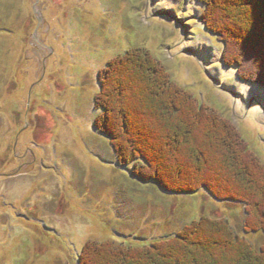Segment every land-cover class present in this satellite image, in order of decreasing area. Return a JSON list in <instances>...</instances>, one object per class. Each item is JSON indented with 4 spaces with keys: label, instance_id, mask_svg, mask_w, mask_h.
<instances>
[{
    "label": "rangeland",
    "instance_id": "rangeland-1",
    "mask_svg": "<svg viewBox=\"0 0 264 264\" xmlns=\"http://www.w3.org/2000/svg\"><path fill=\"white\" fill-rule=\"evenodd\" d=\"M205 9L198 0H0V264H79L91 242L132 250L166 241L203 216L227 219L235 234L264 247V233L245 232L246 205L140 181L96 128L109 64L140 50L196 103L231 122L264 184V172L256 173L257 161L264 166V88L226 65L224 44L201 21ZM225 9L217 13L227 23ZM124 65L121 78L133 86L134 66ZM129 91L123 114L163 137L137 91ZM123 117L110 114L114 134L126 139ZM196 140L208 151L203 165L212 166V181L229 178L225 155ZM240 151L231 148L232 160ZM258 202L264 211V198Z\"/></svg>",
    "mask_w": 264,
    "mask_h": 264
},
{
    "label": "trees",
    "instance_id": "trees-1",
    "mask_svg": "<svg viewBox=\"0 0 264 264\" xmlns=\"http://www.w3.org/2000/svg\"><path fill=\"white\" fill-rule=\"evenodd\" d=\"M198 1L206 8L201 17L205 29L224 44L226 65L236 67L242 81L264 88V0ZM223 5L227 6V23L217 13V8ZM142 52L132 50L109 64L100 81L102 87L97 99L104 116L100 117L96 128L113 141L122 165L133 167L135 178L144 183H154L170 194L190 195L206 190L216 200L246 205L249 215L245 232L264 233V211L258 202L261 196L264 198V184L254 178L248 166L249 148L235 133L230 121L196 103L157 60ZM124 64L134 66L133 86L121 78L128 70ZM124 78L128 80L126 76ZM115 85L118 86L113 91ZM132 87L148 108L147 113L153 115L161 126L160 130L165 132L163 137L160 133L154 134L148 125H144L146 123L133 125L130 115L123 114L126 106L131 105L129 90ZM140 91L146 94L145 99L138 95ZM111 113L124 116L122 124L126 139L114 134L113 129L118 126L112 123ZM205 117L207 124L202 125ZM196 139L202 140V145L206 144L208 150L225 155L224 169L228 168L231 176L226 180L214 177L219 187L212 185V166L203 165L208 151L202 150ZM234 145L241 153L232 160L234 154L230 150ZM263 167L257 161L256 173L264 172ZM252 203L256 210L255 218H252ZM230 227L227 219L203 216L166 241L132 250L131 246L121 249L104 242H91L84 248L79 264H264V247L258 250ZM207 229L211 234L201 236ZM166 251L174 254L173 259L168 260L164 256Z\"/></svg>",
    "mask_w": 264,
    "mask_h": 264
},
{
    "label": "bare ground",
    "instance_id": "bare-ground-1",
    "mask_svg": "<svg viewBox=\"0 0 264 264\" xmlns=\"http://www.w3.org/2000/svg\"><path fill=\"white\" fill-rule=\"evenodd\" d=\"M138 106V105H137Z\"/></svg>",
    "mask_w": 264,
    "mask_h": 264
}]
</instances>
